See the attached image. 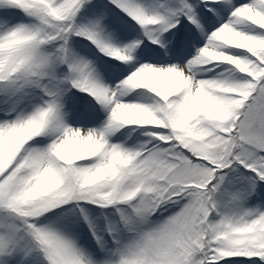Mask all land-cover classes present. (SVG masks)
<instances>
[{
	"label": "snow or ice",
	"instance_id": "1",
	"mask_svg": "<svg viewBox=\"0 0 264 264\" xmlns=\"http://www.w3.org/2000/svg\"><path fill=\"white\" fill-rule=\"evenodd\" d=\"M0 264H264V0H0Z\"/></svg>",
	"mask_w": 264,
	"mask_h": 264
}]
</instances>
